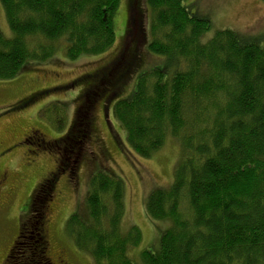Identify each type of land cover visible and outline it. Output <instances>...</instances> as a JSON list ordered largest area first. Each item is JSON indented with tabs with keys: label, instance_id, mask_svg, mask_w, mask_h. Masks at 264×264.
Returning <instances> with one entry per match:
<instances>
[{
	"label": "trees",
	"instance_id": "16d2710c",
	"mask_svg": "<svg viewBox=\"0 0 264 264\" xmlns=\"http://www.w3.org/2000/svg\"><path fill=\"white\" fill-rule=\"evenodd\" d=\"M120 1L0 0L12 32L11 37L0 32V81L49 59L59 41L70 61L102 55L115 40ZM185 2L131 0L122 52L73 80L82 89L71 126L52 143L39 132V141L35 133L26 140L37 137L40 146L55 149L56 166L23 208L30 216L18 226L8 264H48L47 219L65 160L56 144L79 154L74 144L79 139L88 145L84 125L92 116L90 105L101 100L104 108L116 99L114 118L136 156L151 158L169 138L178 144L172 183L154 188L144 205L149 219L166 228L154 251L145 248L133 257L141 232L135 225L121 231L123 178L98 166L90 173L82 209L88 217L67 219L77 248L88 251L94 264H138L137 258L142 264H264V39L227 28L203 39L212 21ZM143 7L150 18L146 30ZM147 54L162 62L144 68ZM131 79V92L118 99ZM42 94L46 90L12 110Z\"/></svg>",
	"mask_w": 264,
	"mask_h": 264
},
{
	"label": "rangeland",
	"instance_id": "374dc122",
	"mask_svg": "<svg viewBox=\"0 0 264 264\" xmlns=\"http://www.w3.org/2000/svg\"><path fill=\"white\" fill-rule=\"evenodd\" d=\"M131 0H121L114 18L115 40L110 48L99 56H87L76 60H67L64 56L63 42L55 45V52L49 59L32 65L28 70L20 72L16 78L0 81V175L6 173L8 185L15 184L14 194L4 209L5 232L0 243V264L4 263L11 243L17 235L18 226L23 225L30 214L24 211L33 189L48 174L55 172V149L39 144L41 139L52 143L71 126L74 110L77 107V95L82 89L76 81L89 75L122 52L121 45L127 28L128 13ZM186 6L195 13L207 16L212 25L203 39L214 35L215 31L227 28L241 35L256 36L264 39V1L263 0H186ZM142 21L150 20L145 7ZM137 27V26H136ZM135 37V28H132ZM0 32L11 37L7 22L0 6ZM149 35H147V38ZM130 46H128L129 49ZM121 58L124 61L126 53ZM142 55L143 52H142ZM144 68L158 65L161 56L147 54ZM119 72V71H118ZM117 72V74H118ZM115 74V76H117ZM134 82V81H133ZM132 79L121 89L118 99L127 97L132 87ZM66 86V87H63ZM131 86V87H130ZM27 106L12 110L30 94L45 91ZM108 94L105 95L107 102ZM117 100V99H116ZM116 100L109 101L103 108L101 100L93 104L92 124L100 138V148L96 142L90 141L87 146L80 140L74 144L81 149L79 154L71 155L60 144H56L58 153L65 158L59 163L58 175L54 183V199L48 213L49 249L46 254L56 264L61 255L67 264H94L91 254L82 248H77L72 234L67 227V219L80 214L82 219L88 216L82 210L88 193L90 173L98 166L111 168L113 173L123 178L122 194L124 213L121 218V231L135 225L141 232V242L133 249V257L140 256L141 251L149 248L154 251L159 245V238L166 228V223L149 219L144 209L146 197L157 187H169L173 180V167L178 157V144L175 140L167 139L165 145L149 159L136 156L130 151L125 142V134L120 123L115 120L113 108ZM112 110V111H111ZM82 129V127H81ZM33 131L40 133L37 137L23 144V137ZM85 132V129H84ZM17 143L15 147H10ZM10 148V149H9ZM69 148V147H68ZM67 148V149H68ZM9 149V150H7ZM7 150V151H5ZM104 152V154L101 153ZM78 157L83 161L74 163ZM64 165V167H62ZM71 178V179H70ZM82 210V211H81ZM24 226V225H23ZM45 227V225H44ZM25 229L21 230L24 234ZM22 236V235H20ZM16 240V239H15ZM21 247V246H18ZM15 256V253L12 255ZM14 262V261H13ZM15 263V262H14ZM136 263L142 264L137 258ZM62 264V263H60Z\"/></svg>",
	"mask_w": 264,
	"mask_h": 264
},
{
	"label": "flooded vegetation",
	"instance_id": "af4514ba",
	"mask_svg": "<svg viewBox=\"0 0 264 264\" xmlns=\"http://www.w3.org/2000/svg\"><path fill=\"white\" fill-rule=\"evenodd\" d=\"M107 77L104 76V79H106ZM104 104V103H103ZM93 105V104H92ZM92 105H90V107H92ZM89 107V108H90ZM84 129H85V133H87V135L89 136L88 138V142L90 143V141H93V142H96V144L99 145V148H100V138L99 136L97 135V131H96V128L94 126V124H92V120H88V123H85L84 125ZM93 126H94V129H93ZM34 132L31 131V133H29V135L23 137L24 139L22 140L23 144L26 143L25 140H27L29 137H31V135L33 134ZM37 134V132H36ZM42 136V135H41ZM17 145V143H14L12 144L10 147H15ZM10 149V148H9ZM7 149V150H9ZM5 150V151H7ZM102 154H104V152L101 151ZM6 179H7V175L6 173H2L0 175V236H2L5 232V227L3 226V222H4V209L7 205V202H9L11 196L14 194V190L16 188L15 184L11 183V185H8L7 182H6ZM71 179V178H70ZM46 235L47 232H46ZM49 236V235H48ZM48 239V238H47ZM2 237H0V243L2 242ZM13 243H11V246L7 252V254L4 255V263L3 264H8V262L10 261V257H9V252L11 251L12 249V246H13ZM48 245V244H47ZM49 246V245H48ZM59 258L57 260V262L60 264H67L65 261H64V258L63 256L61 255H57ZM48 259V264H56L54 262V260L50 257H47Z\"/></svg>",
	"mask_w": 264,
	"mask_h": 264
}]
</instances>
